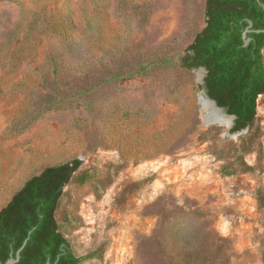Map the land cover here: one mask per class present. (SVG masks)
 Segmentation results:
<instances>
[{
	"label": "rangeland",
	"instance_id": "374dc122",
	"mask_svg": "<svg viewBox=\"0 0 264 264\" xmlns=\"http://www.w3.org/2000/svg\"><path fill=\"white\" fill-rule=\"evenodd\" d=\"M204 5L0 0V206L79 158L55 213L78 264H264V92L243 131L205 124L177 63Z\"/></svg>",
	"mask_w": 264,
	"mask_h": 264
},
{
	"label": "trees",
	"instance_id": "16d2710c",
	"mask_svg": "<svg viewBox=\"0 0 264 264\" xmlns=\"http://www.w3.org/2000/svg\"><path fill=\"white\" fill-rule=\"evenodd\" d=\"M204 1L205 23L177 63L186 69L204 67L201 87L235 116L230 131L237 132L253 123L257 97L264 92V32L255 31L264 28V0ZM249 21L252 26L245 43L243 32ZM80 165L77 157L44 165L12 191L0 206V264L15 256L26 239L14 264L81 261L55 217L63 187ZM80 178L81 182L88 179Z\"/></svg>",
	"mask_w": 264,
	"mask_h": 264
},
{
	"label": "water",
	"instance_id": "95a60500",
	"mask_svg": "<svg viewBox=\"0 0 264 264\" xmlns=\"http://www.w3.org/2000/svg\"><path fill=\"white\" fill-rule=\"evenodd\" d=\"M263 7H264V5H263ZM251 26H252V22L249 21L247 28L243 32V38H244L245 43L248 42V39L246 38V33L251 30L250 29ZM255 31L264 32V28L263 29H256ZM198 69L204 71V73L206 72L204 67H198ZM202 82H203V80H202ZM199 103H200L201 117H202L205 124L218 123V124H226L230 127L232 126L235 116L233 114H228L222 106L217 105L216 101L207 95L204 88L200 92ZM221 117H223V119H225V120L222 121ZM243 130L244 129L237 131V132H241ZM26 240L18 248L15 256L11 255L6 260L5 264H14L18 260L19 253H20L21 249L24 247Z\"/></svg>",
	"mask_w": 264,
	"mask_h": 264
},
{
	"label": "bare ground",
	"instance_id": "6f19581e",
	"mask_svg": "<svg viewBox=\"0 0 264 264\" xmlns=\"http://www.w3.org/2000/svg\"><path fill=\"white\" fill-rule=\"evenodd\" d=\"M221 118H222V121L225 120V119H223V117H221ZM224 122H225V121H224Z\"/></svg>",
	"mask_w": 264,
	"mask_h": 264
}]
</instances>
